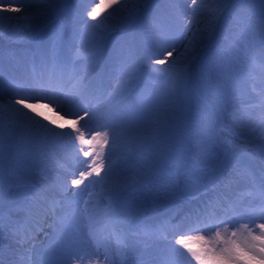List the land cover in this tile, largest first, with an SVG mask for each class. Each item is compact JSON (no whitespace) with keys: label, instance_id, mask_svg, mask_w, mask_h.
<instances>
[{"label":"rangeland","instance_id":"1","mask_svg":"<svg viewBox=\"0 0 264 264\" xmlns=\"http://www.w3.org/2000/svg\"><path fill=\"white\" fill-rule=\"evenodd\" d=\"M166 2L162 0L163 5L160 0H155L154 3L147 2L148 10L132 24L137 27V30L141 26L146 28L147 33L152 35L153 26L162 22L167 16ZM157 12L158 19H153ZM209 19V16L204 19L205 25ZM231 19L232 17L227 16L221 19L213 38L203 47L189 52L190 60L185 62L186 72L177 100L176 120L166 135L157 137L156 121L165 114L160 97L166 88L167 73L138 71L136 80L117 97L131 99L130 102L124 103V106L130 108L134 103L137 105L138 119L132 124L131 134L124 141L126 144L134 140L136 148L126 151L124 145L123 148L113 151L105 161L112 166L116 162L113 161L114 157L119 154L121 157L119 167L125 168L124 165H129L140 168L135 180L131 183H118L116 171L111 170L107 176H104L102 170L101 176L97 178L100 181L97 185L104 186L100 202L94 201L97 200L98 194L93 196L95 186L87 180L79 187H72V190L76 188L73 195L67 196L56 191L57 199H61V202L66 205L65 208L56 205L53 212L44 202L40 203L43 207L40 211L33 208L44 221L43 230L34 232L38 233V238L29 240L23 247L27 248L33 257L47 264L48 250L63 240V235L69 231V228L76 240H82L80 236L87 237L84 208L85 201L88 200V207H95L101 217L106 219L115 217L122 224L137 222L146 233L153 231L162 236L164 244L159 249V256L167 257L169 264H197V261L185 249L175 245L177 235L201 233L205 239H208L212 237L208 236L209 231L217 226L216 221L220 219L231 220L232 223L227 224V227L238 234L233 237L232 232H226L221 234V238L235 240L247 252L245 256L234 257L232 264H264L261 259L264 253L258 251L260 242H254L256 248H249L248 245L252 243L249 233L246 229L237 233L235 228L237 224H250L251 221L261 219L260 209L264 207V201L261 200L258 192L252 191L250 180L233 179L236 175L235 168L240 164L249 165L257 177L264 170V158L260 155L261 141L259 139L262 132L259 122L264 115V104L261 103V93L264 92V73L259 67L261 52L264 50V35H262L259 19L256 18L253 21L254 34L247 40V45H250L251 51L257 58L256 65H252L244 50L246 45L232 42V46L229 47ZM115 29L118 35L112 37L105 35L101 57L108 54V49L112 45L121 44L122 46L123 44L126 48L128 44L135 43L131 35L124 32L126 26H118ZM56 31H58L56 26L50 29L51 34ZM182 39L178 31L175 41L180 42ZM221 63L225 65L228 76L222 92L214 93L213 85L216 83L217 70ZM230 100L234 106H227ZM234 107L253 114L250 118L251 126H249L251 134H254L252 141L241 137L242 131L247 129L248 125L233 126L225 119ZM209 114H214L211 121L208 119ZM127 121L130 124L129 119ZM18 131L21 130L18 129ZM23 134L21 140H10L6 134L0 136V148L3 149L4 155L26 161L35 168H39L42 156H52L50 161L58 160L64 166L70 167L76 163L75 159L66 161L58 157L55 152H49L48 146L54 145L46 141L42 135V137H36L27 133ZM209 136L218 153V159L211 162H208L207 158L201 154L202 144ZM145 139L149 141L147 144L143 143ZM132 154L134 156L127 161L126 156ZM197 158H200L202 162L193 167V162ZM228 174L232 175V178L230 184L226 183L225 187L223 178ZM45 176L56 186L60 178L67 179V175L60 172H46ZM101 177L104 178L101 180ZM0 185H2V205L5 215L8 213L9 206L22 207L25 197L31 192L28 185L19 188L11 183L9 176H4L1 172ZM197 214L200 215L199 222L196 220ZM16 215L23 219L25 213L18 211ZM61 218H66L63 225L60 223ZM179 219L183 220L180 222ZM197 223L204 229L203 231H188ZM222 225L226 224L218 226ZM247 226L251 227V225ZM111 228V226L105 228L102 239ZM51 230L62 234L63 237H60L58 241H52L48 237ZM31 233L33 232L29 231V234ZM120 237L122 239L117 240L124 244L122 248L127 249L128 254L131 253L133 245L143 248L139 239H132L130 242L131 238H129L126 243L123 240L124 236L120 234ZM189 243L194 251H199L201 245H196L193 240ZM174 248H179V252L174 251ZM105 250L108 252L103 242V246L98 250L102 258H104ZM133 253L137 255V252ZM109 258L112 256L109 255ZM151 259L159 260L160 257Z\"/></svg>","mask_w":264,"mask_h":264},{"label":"snow or ice","instance_id":"2","mask_svg":"<svg viewBox=\"0 0 264 264\" xmlns=\"http://www.w3.org/2000/svg\"><path fill=\"white\" fill-rule=\"evenodd\" d=\"M84 6L78 11L75 19L77 25L75 34L79 35L82 44H87L90 49L92 58L102 55L104 50L105 35L107 32V22L116 19L119 15L120 20L129 25L134 23L140 15L148 10L149 5L144 0H110L107 5L111 11L101 19H97L99 13L98 9L101 7L97 4L95 7L89 9L88 5L95 3V0H82ZM187 3V0H185ZM191 10V14H189ZM208 13L210 19L204 27H200V16L203 13ZM14 14V15H13ZM57 15V7L55 0H41L39 7L32 9L28 0H0V24L4 20L9 23L15 21L18 28H27L32 31L36 36H40L47 31L48 25L45 21H51ZM159 13L154 14L153 19H158ZM232 17L231 19V36L229 47L232 42L246 45L245 52L252 65H256L257 58L251 51L250 45H247L248 37L253 35V21L258 18L264 35V0H201L198 4L197 0H191L186 8H176L164 17L162 22H158L151 30V40L149 47L145 52V56L152 64L167 65V68L153 69L158 72L167 73L166 88L162 93L160 99L164 105L165 114L159 117L156 121L157 124V137L166 135L174 125L177 113V100L181 85L184 80L186 65L185 59L190 51H195L197 48L206 45L214 35L218 22L224 17ZM94 22V23H93ZM178 31L191 32V39L185 51L178 53L175 46V38ZM65 40V35L62 31L54 32L48 40L40 47L39 55L41 64L45 71L34 77L26 84H21L15 80L7 82V88L10 92L8 104L5 106L0 104V135L6 134L10 140L23 139V132L18 131L20 125L15 120H4L6 111H11L26 120L39 125L45 133L50 134L52 137H71L72 133L68 132H54L46 125L40 124L38 120L28 116L24 109H29L36 112L37 106L41 101H46L44 107L48 105H55L58 109L64 110L66 104L74 105V109L66 111V116H73L71 120V128L75 132L74 140L72 141L73 147L78 142L80 148L77 149L78 153H82L84 157H91V162L80 161L79 163L87 164L86 170L79 171L76 178L71 179L72 186L79 187L84 184L89 177L95 174L101 176V171H104V176H107L111 170V164H106L105 161L112 153V149L117 143L116 128L110 123H100L97 125L95 131L89 127V122L98 118L97 110L93 108L91 102L84 104L83 98L88 92L90 86V75L85 74L78 77H70L65 79L67 72L68 59L62 58L59 54V49L62 48ZM239 50V49H238ZM261 63L259 67L264 73V50L260 56ZM120 73L123 78H126L127 83H131L135 78L136 70L127 60L123 61L120 68ZM228 72L223 63L220 64L217 70L216 83L213 85V91L222 92L223 85L226 83ZM75 81L72 83V81ZM71 84L69 87L68 85ZM5 86V81L0 75V89ZM35 101V103H28L26 101ZM261 103L264 104V92L261 93ZM20 105L22 107H17ZM37 115H42L37 113ZM214 114H209V121L213 118ZM237 119L242 118L237 115ZM45 119H47L45 117ZM128 119L130 121L129 127L122 129L119 138L127 139L131 134L132 124L138 119V108L134 103L128 110ZM58 127H62L59 126ZM259 127L262 132L259 137L261 141V158H264V115H262ZM207 132V130H205ZM86 133H91L89 138H86ZM153 137V138H157ZM149 141L145 139L144 144ZM85 146L87 150H85ZM107 146V151H106ZM135 141L125 144V150H135ZM201 154L207 158L208 162L218 159L216 147L211 143V137H207L201 147ZM4 151L0 148V172L3 170ZM202 161L197 158L193 162V167H196ZM236 175L233 179H248L251 181L252 191L258 192L262 201H264V170L259 177L250 169L249 165L240 164L235 168ZM104 177H101V180ZM99 180L89 181V183H99ZM58 192H66L68 190L67 183L58 182ZM91 197V193L89 194ZM47 200L46 193L37 191L31 195V198L26 197L22 207L9 206L7 216H5L4 208L2 205V185H0V232L5 228L8 229L10 236V243L8 251L11 255L16 253L25 246L29 241V231L37 232L43 230L44 221L40 218V214L35 212L33 205L41 198ZM58 201L54 198L48 201V207L55 212ZM89 201H85L84 217L87 222V239L99 250L103 246L102 233L105 228L111 226L114 230L120 221L115 218L101 217L95 207H88ZM23 211L25 216L23 219L19 218L16 213ZM47 214V209H45ZM261 218H264V207L260 209ZM197 222L200 221V215L196 216ZM66 218H61L60 223L63 225ZM231 220L220 219L216 221L217 226L220 224H230ZM261 232L264 233V223L259 225ZM199 227V223L188 231H203ZM226 230V229H225ZM231 236H236V232H232ZM249 236L252 243L248 245L249 248H256L255 241L260 242L258 251L264 253V234L252 235L249 229ZM120 238L117 232V239ZM195 239L201 242L199 251H194L190 247V241ZM77 241L71 234V229L65 234L63 240L57 246L48 250L47 264H84L86 257L80 255L75 250ZM175 245L185 249L194 259L197 264H232L233 258L247 255V252L240 247L235 240L230 238L222 239L221 233L217 231L214 237L205 239V236L198 235L192 237L184 233L177 235ZM219 246V247H218ZM179 252V248L173 249ZM104 259L108 260L109 255L105 250ZM264 261V257L261 258ZM0 264H5L4 248L0 247ZM12 264H17L13 261ZM157 264H169L167 257H161Z\"/></svg>","mask_w":264,"mask_h":264},{"label":"bare ground","instance_id":"3","mask_svg":"<svg viewBox=\"0 0 264 264\" xmlns=\"http://www.w3.org/2000/svg\"><path fill=\"white\" fill-rule=\"evenodd\" d=\"M154 1L155 0H144L145 3H154ZM160 1L162 4V0ZM166 1L165 11L167 13V16L174 7L183 9L187 7V4L191 3V0H187V3H185V0ZM40 2L41 0H28V3L31 5L32 9L39 7ZM55 3L57 7V15L53 18V20L45 21V23L48 25L47 31L42 33L40 36H36L27 28H18L15 21L11 22L10 24L8 20H4L3 23L0 24V75L3 76L5 81L4 88L0 89V104L6 106L9 102V98L11 95L7 88V82L9 80H15L21 84H26L34 77L41 75L45 71L41 64L39 50L40 47L52 35L50 33V29L56 26L58 31H62L65 35L63 46L58 50L62 58L68 59L65 79L67 80L70 77H78L85 74L90 75V86L88 92L83 98V103L87 104L91 102L93 108L97 110L98 118L90 121L89 127L92 128L93 131H95L97 125L100 123L112 124L116 128L118 136L117 143L112 149V152L121 149V147L123 148V146L125 145V139L119 138V134L122 129L129 127L127 121L129 107L124 106V103L130 102L131 99L117 97L119 95H122L128 88V86H130L136 80L138 71L150 73L154 72L153 69L167 68L168 66L152 64L151 61L146 58L145 52L148 49L151 40V35L149 32L147 33V29L141 26L138 27L137 30V27H135L132 23L129 25H125L120 20L119 15H117L116 19L107 22L108 28L106 35L108 37L116 36L118 35V32L115 28L118 26H126V30L124 32L129 33L135 40V43L128 44L126 48L123 47V44L122 46L121 44L112 45L108 49V54L106 56L92 58L90 49L87 44H82L79 35L75 34V29L77 27V25L75 24V19L78 18L77 14L79 9L84 6L82 0H55ZM109 3L110 0H95V3L88 5V7L90 9L99 4L101 7L98 9L99 15L97 19H101L111 11V8L107 7ZM197 3L200 4L201 0H197ZM189 13H191V10H189ZM142 15H140V17L136 21H138ZM208 16V13L205 12L199 17L201 20V24L199 25L200 27L205 26L204 19ZM179 32L183 39L180 42L175 41V46L178 53H183L185 51V46L188 45L189 40L191 39V32ZM125 60L133 65L136 70L135 78L130 84L127 83L126 78H123L120 73L121 64ZM189 60L190 57H188L187 55L185 62H189ZM74 82L75 81L73 80L72 83ZM68 86L70 87L71 84H69ZM26 102L35 103V101L31 100ZM44 103H46V101L40 102V104L36 108V112H32L29 109H24V111L27 112L28 116H31L35 120H38L40 124L46 125L54 132H71V137H52L50 136V134L45 133L44 130L39 127V125L30 122L24 117L12 113L11 111H6L4 115V120L6 123L8 120H15L21 126L20 130L23 133H27L31 136L36 137H40L42 135L46 141L52 143L54 146H48L49 152H55L58 157L66 159V161H68L69 159H75L76 161L75 164H72V166L69 167L64 166L63 164H61V162H58V160L50 161L49 159L52 156H42L39 162V168H35L32 164H29L26 161L17 160L10 155H4L3 170L1 173L4 176H9L11 183L19 188L28 185L31 189V192L30 195L26 197L31 198V195L37 191L46 193L47 200H45L44 197H41L33 205V208L37 211H40V209L43 208L40 204L41 202L48 204V201L53 198L58 201V206H62L64 208L66 207V205L61 202V199H57L56 184L46 179V172L65 173L67 175V179L60 178L58 182L67 183L68 190L62 193L70 196L73 195L76 191V188L75 190H72L73 186L70 184L71 179L76 178L79 175V171L86 170L87 168V164L79 162H91V157H84L82 153H78L77 149L80 148L78 142L75 144V148L73 147L72 141L74 140L75 132L71 128V120L75 117L66 116L64 113L66 111L74 109V105L66 104L64 110L62 111L55 105H48L47 107H44ZM227 106H234L232 100L229 101V104ZM17 107L22 106L17 105ZM37 113H41L42 115H37ZM237 115L242 118V122L241 120L236 118ZM252 115L253 114H249V112H246L245 110H240L237 107H234L233 110L230 111V114L225 117V119L233 126L236 124L241 126L248 125L247 129L242 131L243 135H241V137L245 138L246 140L252 141L254 134H251L252 131L249 127L251 126L250 118H252ZM45 117L47 119H45ZM58 125L62 127H58ZM90 135L91 133H86V138H89ZM85 150H87L86 146ZM133 156L134 154L126 156V160L129 161ZM120 159L121 157L119 156V154L116 155L113 159V161H116L114 162V165H112V171H116V180L118 181V183L133 182L140 168L137 166L129 165H124L125 168L119 167L118 164ZM97 178L98 176L93 175L88 178V181H96ZM231 178L232 175H225V177L223 178V184L225 185V187L226 183L230 184ZM140 181L141 183H143L142 179H140ZM91 184L92 186H95V190L92 192L93 196L95 197V194H98V197H96L97 200L94 201L100 202L102 199L101 194L103 192L104 186H99L97 185V183ZM182 220L183 219H179L180 222ZM262 223H264V220L259 218L256 219V221H251L250 224H237V227L235 228H237V233L245 229L246 232L249 233L250 229L252 235H262L264 233H262L261 229L259 228V225ZM247 225H251V227H248ZM132 227L133 226L129 225V222H125L124 224L119 223L116 228L117 231H122L123 233H125V237L127 238L128 235L126 233H131L130 229ZM193 227L195 226H192L190 228ZM217 231H219L221 234L232 232L230 231V229H228L226 224L222 226H215L211 231H209V235H207H211L212 237H214ZM49 233L50 234L48 237L52 241H58L60 240V237L65 236H62V234L60 233L53 232L52 230ZM139 234H137L138 236H135L133 238L139 239V243H141V246L143 245V248L133 245V247L131 248V253L137 252V258L135 259H131L130 257L126 259V255L122 252L123 248L121 244L116 241L115 231L106 234L105 241L110 244L111 250L114 252L113 261L115 262V264H148V262L154 260L151 258L159 259V249L164 244L161 239L162 236H159L156 233H146L142 230ZM29 235L30 241L38 238V233H31ZM198 235L203 234L194 233L193 235L189 236L196 237ZM237 235L238 234H236V236ZM129 238L130 236L128 237V239ZM131 240L132 239H130V242ZM76 241L77 243L75 245V250L78 251L80 255L86 257L84 264H113V262L99 257L94 247L91 246L92 244L90 242L83 241L81 239H78ZM143 241L147 242V244ZM193 241L196 243V245H201V242H198L195 239H193ZM9 243V232L8 229L5 228L3 232H0V247L4 248L5 264H12L13 261H16L17 264H43L41 260L33 257L29 253L27 248L20 249L14 256L11 255L8 251ZM140 256H142V258L145 260L140 258Z\"/></svg>","mask_w":264,"mask_h":264}]
</instances>
